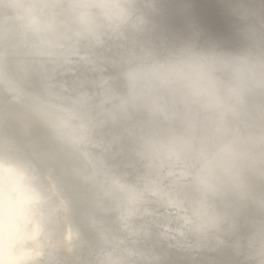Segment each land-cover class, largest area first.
Segmentation results:
<instances>
[{"label": "clouds", "instance_id": "9594fccd", "mask_svg": "<svg viewBox=\"0 0 264 264\" xmlns=\"http://www.w3.org/2000/svg\"><path fill=\"white\" fill-rule=\"evenodd\" d=\"M0 264H264V0H0Z\"/></svg>", "mask_w": 264, "mask_h": 264}]
</instances>
